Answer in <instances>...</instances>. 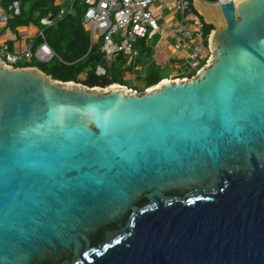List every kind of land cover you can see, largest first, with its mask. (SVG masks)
Listing matches in <instances>:
<instances>
[{
  "label": "water",
  "instance_id": "1",
  "mask_svg": "<svg viewBox=\"0 0 264 264\" xmlns=\"http://www.w3.org/2000/svg\"><path fill=\"white\" fill-rule=\"evenodd\" d=\"M186 80L88 88L0 60V264H264V0H194Z\"/></svg>",
  "mask_w": 264,
  "mask_h": 264
},
{
  "label": "built area",
  "instance_id": "2",
  "mask_svg": "<svg viewBox=\"0 0 264 264\" xmlns=\"http://www.w3.org/2000/svg\"><path fill=\"white\" fill-rule=\"evenodd\" d=\"M229 1L231 0L206 2L221 4ZM64 3H69L70 9H63L61 16L71 13L75 4L80 3L84 7L83 26L90 35L91 45L102 40L101 50L108 62L120 53L132 61L139 55L135 49L137 42L145 41L149 45L154 37L164 39L167 35L180 39L177 46H174V52L183 53V60L196 74L208 65L213 54L210 48L213 31L208 35L204 34L205 22L196 12L194 0H56L57 5ZM20 11V3L15 2L9 7V13H0V31L9 17L19 15ZM164 13L169 14L168 17ZM190 14L194 15L193 19L188 18ZM163 18L165 23L161 26L158 21ZM41 24L50 27L53 20L46 17L41 20ZM38 37L43 43L33 49L34 39ZM183 48L186 51L181 52ZM54 57L56 54L45 41L43 31L28 38L23 52H11L0 35V60L9 68H23L21 66L30 64L33 60L48 63ZM160 65L164 69L168 66L167 62H160ZM98 72L104 74L102 69Z\"/></svg>",
  "mask_w": 264,
  "mask_h": 264
},
{
  "label": "trees",
  "instance_id": "3",
  "mask_svg": "<svg viewBox=\"0 0 264 264\" xmlns=\"http://www.w3.org/2000/svg\"><path fill=\"white\" fill-rule=\"evenodd\" d=\"M15 2L20 3V14L10 16L0 33V35L8 33L16 37L5 42L8 49L13 50L21 30L34 26L37 32L43 31L45 41L56 54V57L48 63L33 60L30 64L21 67L37 68L59 82H74L88 88H106L117 84L139 93L156 87L164 79L168 80V77L164 76L165 69L155 59L152 47L145 41L136 43L135 49L139 55L132 61L122 53L110 62L105 60L101 50L102 40L91 45L90 35L83 26L85 9L80 3L73 6L71 13L62 16L61 11L69 10L70 4L57 5L56 0H0V11L9 13V7ZM46 17L52 18V26H42L41 20ZM211 31L213 27L205 23L204 34L208 35ZM42 43L40 37L35 38L33 49ZM99 69H102L104 74H100ZM188 70V72H180L176 79H190L196 76L195 71ZM129 73L140 78L142 85L135 86L125 81L124 76Z\"/></svg>",
  "mask_w": 264,
  "mask_h": 264
},
{
  "label": "rangeland",
  "instance_id": "4",
  "mask_svg": "<svg viewBox=\"0 0 264 264\" xmlns=\"http://www.w3.org/2000/svg\"><path fill=\"white\" fill-rule=\"evenodd\" d=\"M205 1H211V0H205ZM153 12H156L154 10H152ZM165 16L168 17L169 14L164 13ZM194 15L190 14L188 15V18L193 19ZM202 18V17H201ZM165 23V19H159L158 24L159 25H163ZM176 26H172V28H175ZM36 27L31 26L29 28L26 29V32L29 34H34L36 32ZM180 42V39L174 37L173 35H169L168 37L165 38V41L161 40L160 37H154L153 39L150 40L149 45L152 47L153 49V55L155 56V59L160 63L163 62L164 59H166L165 57L169 58H173L174 62H181L182 67H173V69H170L168 67L165 68L164 70V76L168 77V80H177L176 78L178 77V74L180 72H188L190 69L187 64L185 63V61L183 60V57L180 56V54L178 55H174L170 48L171 46H177V44ZM159 45V46H158ZM156 46H158V48L156 49ZM161 47V48H160ZM186 51V48L181 49V52ZM163 60V61H162ZM22 65V64H20ZM140 70V69H139ZM191 70V69H190ZM197 75V74H196ZM125 81L132 83L135 86H141L142 85V80L140 78H138L135 74H126L124 76ZM127 88V87H126ZM129 89V88H128ZM131 90V89H129ZM134 91V90H132ZM147 91V90H146ZM135 92V91H134ZM139 93V92H137Z\"/></svg>",
  "mask_w": 264,
  "mask_h": 264
},
{
  "label": "crops",
  "instance_id": "5",
  "mask_svg": "<svg viewBox=\"0 0 264 264\" xmlns=\"http://www.w3.org/2000/svg\"><path fill=\"white\" fill-rule=\"evenodd\" d=\"M0 13H2L1 11H0ZM2 30H3V28H2ZM2 30L0 31V33L2 32ZM36 33H37V30H36V32L34 33V34H29V33H27L26 32V29H24V30H21L20 32H19V35H18V37H17V42L14 44V48H13V50L11 51V52H23V51H25V49H26V47H27V40H28V38H30V37H34V36H36ZM169 35H167L166 37H168ZM165 37V38H166ZM165 38L164 39H161V40H163V41H165ZM14 39H16V37L15 36H13V35H10V34H8V33H4L3 35H2V40H3V42L5 43V42H7L8 40H14ZM159 46V45H158ZM158 46H156V49L158 48ZM161 48V47H160ZM170 50H171V52L174 54V55H178L179 53H175L174 52V46L172 45L171 46V48H170ZM183 54V53H182ZM182 54H180V56L181 57H183V55ZM155 57V56H154ZM166 59H164V61L163 62H167V67L168 68H170V69H173V67H176L177 65L179 66V67H182V64H181V62H174L173 61V58L171 57V58H167V57H165ZM177 66V67H178Z\"/></svg>",
  "mask_w": 264,
  "mask_h": 264
},
{
  "label": "bare ground",
  "instance_id": "6",
  "mask_svg": "<svg viewBox=\"0 0 264 264\" xmlns=\"http://www.w3.org/2000/svg\"><path fill=\"white\" fill-rule=\"evenodd\" d=\"M237 1H238V0H233V2H235V3H236ZM169 81H170V80H167V79L165 80V79H164L159 85H162V84H164V83H166V82H169Z\"/></svg>",
  "mask_w": 264,
  "mask_h": 264
}]
</instances>
